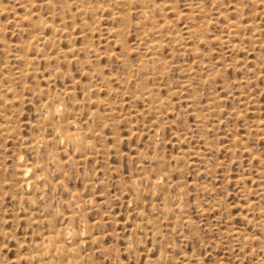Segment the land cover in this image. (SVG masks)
Segmentation results:
<instances>
[{"label": "rangeland", "instance_id": "1", "mask_svg": "<svg viewBox=\"0 0 264 264\" xmlns=\"http://www.w3.org/2000/svg\"><path fill=\"white\" fill-rule=\"evenodd\" d=\"M115 1L0 0V264H264V0Z\"/></svg>", "mask_w": 264, "mask_h": 264}, {"label": "bare ground", "instance_id": "2", "mask_svg": "<svg viewBox=\"0 0 264 264\" xmlns=\"http://www.w3.org/2000/svg\"><path fill=\"white\" fill-rule=\"evenodd\" d=\"M112 1H114V0H112ZM116 1H118V0H116ZM115 1V2H116ZM141 1V0H140ZM139 0H138V2H140ZM145 1V0H144ZM248 1V0H247ZM75 2V1H74ZM111 2V1H110ZM131 2V1H130ZM142 2V1H141ZM146 2V1H145ZM79 3V2H78ZM109 3V2H108ZM122 3H124V2H122ZM135 3H136V1H135ZM200 3V2H199ZM113 4H115L114 2H113ZM116 4H118L117 2H116ZM121 4V3H120ZM129 4V3H128ZM140 5H141V3H139ZM142 4H144V2L142 3ZM146 4V3H145ZM201 4V3H200ZM75 5V4H74ZM82 5V4H81ZM164 5V4H163ZM171 5V4H170ZM137 6V5H136ZM161 6V5H160ZM169 6V5H168ZM98 7V6H97ZM123 7V6H122ZM134 7V6H133ZM194 7V6H193ZM197 7V6H196ZM91 8V7H90ZM108 8V7H107ZM147 8V7H146ZM170 8V7H169ZM200 8V6H198L197 7V9H199ZM26 9V8H25ZM80 10H82L81 8H79ZM89 9V8H88ZM126 9V8H125ZM148 9V8H147ZM92 10V9H91ZM103 10H104V8H103ZM146 10V9H145ZM160 10H161V8H160ZM186 10H187V8H186ZM4 11V10H3ZM143 11V10H142ZM83 12V11H82ZM144 12H146V11H144ZM148 12V11H147ZM200 12H201V10H200ZM85 13V12H84ZM121 13V12H120ZM148 14V13H147ZM190 14V13H189ZM215 14V13H214ZM224 14V13H223ZM80 15V14H79ZM142 15V14H141ZM119 16V15H118ZM142 16H145V15H142ZM154 17V16H153ZM93 18V17H92ZM96 18V17H95ZM221 18V17H220ZM144 19V18H143ZM148 19V18H147ZM150 19V18H149ZM203 20V19H202ZM93 21H95V20H93ZM168 21V20H167ZM208 21V20H207ZM228 22H230V21H228ZM156 24H157V22H156ZM86 25H88V24H86ZM84 26V25H83ZM88 27V26H87ZM152 27V26H151ZM49 28V27H48ZM157 31H159V30H157ZM161 31V30H160ZM159 31V32H160ZM193 31V30H192ZM191 31V32H192ZM191 32H188L187 34H191ZM158 33V32H157ZM154 34V33H153ZM127 35V34H126ZM191 35H193V34H191ZM191 35H190V37H191ZM194 36V35H193ZM196 36H197V33H196ZM224 36V35H223ZM115 37V36H114ZM156 37V36H155ZM195 37V36H194ZM209 37V36H208ZM152 38V37H151ZM121 40V39H120ZM157 40V39H156ZM159 40V39H158ZM202 40V39H201ZM227 41V40H226ZM114 42V41H113ZM176 43V42H175ZM155 44V43H154ZM174 44V43H173ZM157 45V44H156ZM155 45V46H156ZM140 46V45H139ZM74 47V46H73ZM153 47V46H152ZM192 47V46H191ZM149 50V49H148ZM136 51V50H135ZM140 52V51H139ZM113 53V52H112ZM130 53V52H129ZM182 53V52H181ZM139 55V54H138ZM149 59V58H148ZM28 61V60H27ZM29 62H30V60H29ZM87 62V61H86ZM28 63V62H27ZM207 66V65H206ZM183 69V68H182ZM137 70V69H136ZM132 73V72H131ZM161 75H162V73H161ZM131 76V75H130ZM207 80V79H206ZM186 87V86H185ZM161 100V99H160ZM60 104L58 105V106H55L51 111L53 112V113H61L62 112V110L60 109ZM49 109V108H48ZM61 111V112H60ZM90 114V113H89ZM70 123V122H69ZM72 124V123H71ZM76 124V123H75ZM56 128V127H55ZM54 128V129H55ZM76 128V127H75ZM77 128H79L78 126H77ZM81 129V128H80ZM77 130V129H76ZM73 131V132H70V133H68V132H64L63 130H60V129H56L55 130V132H56V139L57 140H60V141H65V142H67V143H71V145H73L74 147L75 146H77V144L81 141V140H79V132L81 131H79L78 132V130L77 131ZM81 133V132H80ZM55 138V137H54ZM56 139H54V140H56ZM36 140H38V138L36 139ZM43 140V139H42ZM39 141H41V140H39ZM37 142V141H36ZM38 143V142H37ZM42 143H43V141H42ZM47 143V142H46ZM81 143H84V142H81ZM80 144V143H79ZM79 147V146H78ZM52 159V158H51ZM53 160V159H52ZM29 173V169L28 168H23L22 169V171H21V174H22V177H25L27 174ZM25 180V179H24ZM23 180V181H24ZM152 184H154V185H157V180H153V183ZM26 185H28V183L26 184ZM137 188V187H136ZM180 193V192H179ZM251 206V205H250ZM181 207V206H180ZM262 212V211H261ZM263 221V220H262ZM62 236H64V237H67V238H73L74 236H76L75 234H76V232H75V230L74 229H72V227H71V224L70 225H68V226H66V227H64L63 229H62ZM61 240V239H60ZM71 241V240H70ZM54 246H56L55 247V251H57L59 248L57 247V246H59L58 244H56V245H54ZM48 247H46L45 249H47Z\"/></svg>", "mask_w": 264, "mask_h": 264}, {"label": "snow or ice", "instance_id": "3", "mask_svg": "<svg viewBox=\"0 0 264 264\" xmlns=\"http://www.w3.org/2000/svg\"><path fill=\"white\" fill-rule=\"evenodd\" d=\"M153 255H155V253H153ZM193 264H195V261L193 262Z\"/></svg>", "mask_w": 264, "mask_h": 264}]
</instances>
